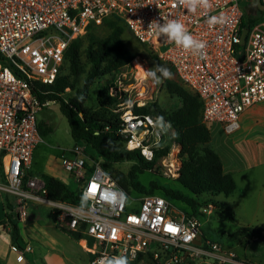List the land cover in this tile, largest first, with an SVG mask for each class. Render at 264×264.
<instances>
[{
	"label": "built area",
	"instance_id": "obj_1",
	"mask_svg": "<svg viewBox=\"0 0 264 264\" xmlns=\"http://www.w3.org/2000/svg\"><path fill=\"white\" fill-rule=\"evenodd\" d=\"M243 1L211 0L210 9L193 13L180 0H0V204L4 207L8 198L21 205H49L70 231L91 240L90 245L83 240L93 256L88 264L105 255H127L135 264H239L233 251L203 235L200 217L176 210L159 194L133 197L80 145L61 164L78 183L85 206L49 199L44 180L30 168L42 140L37 114L50 102L36 96L34 82L52 83L70 41L109 16L120 19L198 95L203 123L218 124L226 134L236 132L239 115L264 101V19L242 26ZM220 14L224 23L210 27L208 17ZM154 20L181 21L205 42V56L157 36L149 28ZM243 27L247 32L240 44ZM119 120L125 148L151 160L162 141V126L130 107L120 112ZM213 208L207 203L199 212L209 214Z\"/></svg>",
	"mask_w": 264,
	"mask_h": 264
},
{
	"label": "trees",
	"instance_id": "obj_2",
	"mask_svg": "<svg viewBox=\"0 0 264 264\" xmlns=\"http://www.w3.org/2000/svg\"><path fill=\"white\" fill-rule=\"evenodd\" d=\"M102 22L108 27V33L103 37L94 36L90 31L92 26L90 24L85 34L73 38L64 52L63 64L56 79L48 84L34 82L36 96L41 101L48 100L58 103L73 140L90 146L92 148L90 155L101 161L102 168L110 172L115 182L127 193L133 190L137 194H159L168 200H178L185 204L186 214L200 217L203 214L199 212V208L209 203L206 199L200 202L197 199L200 195L208 193L228 196L235 190L236 184L232 175L223 170L220 156L211 146V132L208 125L201 121V101L198 95L180 81L173 67L158 59L153 50L147 48L149 54L141 55V58L152 55L157 74L162 79L165 90L179 98V105L169 111H164L154 102L133 106L135 114L151 115L169 125L173 129L174 142L180 146V166L178 176L175 178L178 187L160 184L156 179L150 180L148 186L144 185L137 176L156 166L158 158L169 151V144H164L162 137L160 145L154 149V156L151 160H146L137 149H126L125 138L119 132L121 111L117 110L116 105L121 101L108 93L107 85H101L97 89L96 109L90 110L84 104L89 88L96 78L129 64L135 57L134 52L126 48L123 41L124 28L127 30L125 24L115 16L105 17ZM255 22L257 20L252 14L245 13L241 25L250 27ZM83 36H87L85 57L89 63V69L81 87L75 90V83L82 70ZM160 68L169 69L172 77L164 78L158 70ZM67 88L74 89L75 92L68 94ZM38 130L40 134H45L51 128L38 122ZM122 161H132L125 174L110 171L111 164ZM41 177L49 199L61 200L76 206L86 205L87 201L77 186L69 185L49 174H43ZM3 209L5 210L4 217L0 219V224L5 221L12 223L14 230L12 245L21 250L22 247L15 235L17 213L11 199H5ZM263 232L264 222L257 227H240L231 236L237 238L249 235L264 240ZM71 234L75 240L87 239V244H91V240L85 234L79 231H72ZM24 257L34 264L26 253ZM92 257L90 254L87 264ZM130 264H135V262H130Z\"/></svg>",
	"mask_w": 264,
	"mask_h": 264
},
{
	"label": "rangeland",
	"instance_id": "obj_3",
	"mask_svg": "<svg viewBox=\"0 0 264 264\" xmlns=\"http://www.w3.org/2000/svg\"><path fill=\"white\" fill-rule=\"evenodd\" d=\"M246 1H243L241 6L246 14H252L250 9H246L248 4ZM261 10L262 7L259 6L258 12L252 14L257 21L264 19V13L262 14ZM90 31L94 36L103 37L109 29L101 21L93 23ZM123 41L126 48L134 52L135 57L133 60H137L144 67L146 77L144 79L139 78L140 71L134 68L132 60L129 64L96 78L84 100L85 106L90 110L96 109L97 89L101 85H107L108 93L110 94L109 91H111L112 94L110 95L116 96L121 101L116 104L121 111L129 107L133 111L134 105L141 106L151 102L158 104L164 111L176 108L179 105V98L177 95L170 94L165 90L163 81L157 74L152 55L141 58L143 53L149 54L148 47L140 44L125 28ZM86 46L87 36H83L81 43L82 70L75 83V90L81 87L84 76L89 69V63L85 57ZM111 88L113 90H110ZM75 90L66 89L68 94L74 93ZM37 119L43 126H48L51 130L41 134L42 140L33 152L30 173L37 177L49 174L69 185L78 186L70 173L63 168L61 159L70 156V150L77 145L84 147L89 155L92 148L83 142L73 140L66 118L61 113L58 103L50 101L47 106H44L38 112ZM159 120L155 118L156 126L163 125V143L169 144V151L158 158L156 166L140 173L137 178L146 186H148L150 180L156 179L160 184L178 187L175 182L178 174L175 175L174 172L176 167L180 166V146L173 140V129ZM214 125L210 124L208 127L213 129ZM240 131L239 129L232 134H226L222 130L219 132V136L223 141L237 143L242 137L236 138L235 135ZM250 142H253V140L251 139ZM237 145L241 146L240 143H237ZM91 157L94 161L101 163L97 158ZM131 164L132 161L113 163L110 171L125 174ZM257 174L264 175V168H260ZM111 177L113 178L112 175ZM257 184L258 182H254L250 186L249 194L241 191L243 189L239 188L241 185L238 183V188L236 187L228 196L204 193L197 198L200 202L206 199L207 202L214 205L211 213L200 216V229L203 235L220 243L224 249H231L238 260L249 264H264V240L258 239L248 244L243 236L232 238L231 235L240 227L246 226L244 217H248L252 221L249 224L250 226L257 227L261 222H264V196L253 193L260 190V186H256ZM128 193L135 198L139 194H143H137L133 190ZM169 201L176 210H186L184 203L173 199H169ZM12 202L17 213L15 235L22 249H16L12 245L14 234L12 223L8 221L1 223L0 264H32L24 257L25 253L33 260L34 264H87L90 250L89 247H84L80 243L84 239L75 240L71 234L72 231L57 219V213L49 205L25 201L24 205H21L26 212L23 215L20 213L17 203ZM132 204L137 203L133 201ZM4 211L3 206L0 204V219L4 217Z\"/></svg>",
	"mask_w": 264,
	"mask_h": 264
},
{
	"label": "crops",
	"instance_id": "obj_4",
	"mask_svg": "<svg viewBox=\"0 0 264 264\" xmlns=\"http://www.w3.org/2000/svg\"><path fill=\"white\" fill-rule=\"evenodd\" d=\"M246 2L248 3L249 0ZM257 5L256 13L258 12L259 6H261V12L263 14L264 0H258ZM247 8L248 4L246 6ZM238 120L241 131L235 136L236 138L242 137L237 141L241 146L237 145L236 142L223 141L219 136L222 128L217 124L214 125L213 129L209 128L211 132V146L220 156L223 170L229 172L234 178L237 188L238 183H240L241 186L239 188L243 189L241 191L249 194L250 186L254 182H258L256 186H260V190L253 193L264 196V175L257 174L260 168H264V101L246 108L239 115ZM251 139L253 142H250ZM244 223L246 226H250L249 224L252 221L248 217H244ZM243 237L248 244L258 240L254 236L244 235ZM239 261V264H249L245 261Z\"/></svg>",
	"mask_w": 264,
	"mask_h": 264
},
{
	"label": "clouds",
	"instance_id": "obj_5",
	"mask_svg": "<svg viewBox=\"0 0 264 264\" xmlns=\"http://www.w3.org/2000/svg\"><path fill=\"white\" fill-rule=\"evenodd\" d=\"M180 3L184 5L188 11L193 13L198 9L207 10L212 7L211 0H180ZM207 23L210 27L222 24L224 23V16L223 14L209 16ZM149 28H153L157 36L166 37L169 42L174 43L194 56L203 58L206 54L205 42L195 38L189 32L185 24L179 20H168L165 23H160L159 21L154 20L149 24ZM158 70L161 71L164 78L170 79L172 77V73L169 69L160 68ZM96 264H130V260L127 255L113 257L105 255L97 260Z\"/></svg>",
	"mask_w": 264,
	"mask_h": 264
},
{
	"label": "water",
	"instance_id": "obj_6",
	"mask_svg": "<svg viewBox=\"0 0 264 264\" xmlns=\"http://www.w3.org/2000/svg\"><path fill=\"white\" fill-rule=\"evenodd\" d=\"M257 2L258 0H249L248 2V8H250L252 10V14H255L256 11H257ZM247 32V28L246 27H243L242 30H241V35H240V44H242L244 42V37H245V34ZM199 237H197L194 241L195 243H199Z\"/></svg>",
	"mask_w": 264,
	"mask_h": 264
},
{
	"label": "bare ground",
	"instance_id": "obj_7",
	"mask_svg": "<svg viewBox=\"0 0 264 264\" xmlns=\"http://www.w3.org/2000/svg\"><path fill=\"white\" fill-rule=\"evenodd\" d=\"M133 65H134V68L137 69L138 71H140V77L141 79H144L146 77V73H145V69L144 67L137 61V60H133ZM175 150V149H174ZM18 208L20 209V213L21 214H26L25 212V209L21 206V204H17ZM80 243L84 246H85V243L84 241H80Z\"/></svg>",
	"mask_w": 264,
	"mask_h": 264
},
{
	"label": "snow or ice",
	"instance_id": "obj_8",
	"mask_svg": "<svg viewBox=\"0 0 264 264\" xmlns=\"http://www.w3.org/2000/svg\"><path fill=\"white\" fill-rule=\"evenodd\" d=\"M169 230H171V231H175V229H169Z\"/></svg>",
	"mask_w": 264,
	"mask_h": 264
}]
</instances>
